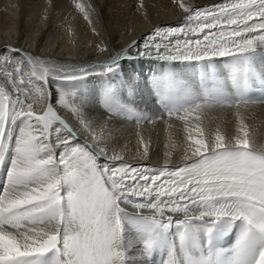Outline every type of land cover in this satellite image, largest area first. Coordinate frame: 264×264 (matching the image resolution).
<instances>
[{"label":"snow or ice","instance_id":"snow-or-ice-1","mask_svg":"<svg viewBox=\"0 0 264 264\" xmlns=\"http://www.w3.org/2000/svg\"><path fill=\"white\" fill-rule=\"evenodd\" d=\"M179 7L187 13L182 26L157 27L137 55L195 61L202 79L215 83L177 104L174 94L188 86L170 66L151 81L161 106L169 116L186 119L181 111L249 103L252 85H264V61L257 60L264 55V0H222L204 9L180 2ZM128 56L125 51L103 64L70 69L32 56L27 62L35 80L47 83L52 76L71 82L96 69L100 75L114 73ZM217 57L227 58L222 70ZM6 79L17 95L0 86V169L6 174L0 194V264H264V150L251 146L243 128V135L228 138L217 132L214 139L203 138L198 126L201 138L195 139L189 129L191 155L185 160L191 162L175 170H141L126 163L114 168L98 163L101 154L107 156L105 148L94 153L72 142L74 132L51 104L42 115L34 114L32 104L25 111L20 99L25 81L18 84L12 73ZM27 87L45 96L32 79ZM125 89L133 96L135 81L109 82L101 89L100 102L108 112L132 111L131 101L121 99ZM65 95L61 89L62 106L90 127L82 110L84 94H71L81 106H69ZM201 99L204 103L197 102ZM62 130L71 140L61 137ZM53 131L63 148L58 154L49 142ZM145 209L151 215L143 214ZM232 233L230 247L217 246Z\"/></svg>","mask_w":264,"mask_h":264},{"label":"bare ground","instance_id":"bare-ground-1","mask_svg":"<svg viewBox=\"0 0 264 264\" xmlns=\"http://www.w3.org/2000/svg\"><path fill=\"white\" fill-rule=\"evenodd\" d=\"M67 1L0 0V78L10 90L12 85L6 79V73H12L16 81L19 78L25 81L24 90L28 94H20L25 111L28 110L27 105L32 104L34 114L41 115V111H46L51 104L57 115L71 125L72 131L91 143L95 153L100 148L106 149L107 156L101 154L99 158L103 162L126 160L161 167L179 164L186 161V155H191L189 129L193 138H201L196 131L197 126L203 130L205 139H214L217 132L228 138L243 135L240 132L243 128L249 134L251 146L264 150V104L214 110L204 107L188 114H179L186 115V119H179L177 115H160L149 104L147 95H142L143 91L137 89L139 82L129 70L130 62L121 61L116 71L107 76L100 75L101 70L96 69L79 81H61L49 76L45 83L31 77L33 69L27 62V56L69 69L103 64L117 53L123 56L127 51L132 55L137 41L149 29L185 15L179 7L180 2L197 7L215 0ZM78 5L83 6V11ZM73 14H77L76 21L69 22ZM70 24L76 27L75 36L70 33ZM17 69H20L19 74L16 73ZM158 69L138 66L134 71L148 78ZM36 71H40L39 67ZM29 79L43 86V98L35 87H27ZM129 79L135 81V92H141L128 96L125 89L121 93L123 101H131L129 107L132 111L122 115L108 112L100 102L101 89L106 83L119 84ZM61 89L66 94L65 101L69 106H81V100L71 95L73 92L84 94L86 102L82 110L90 127L82 125L70 107L62 106ZM61 137L69 138L63 130ZM100 137H103L102 141ZM49 142L53 148L60 145L55 131L49 136ZM145 146L148 148L147 154L144 152Z\"/></svg>","mask_w":264,"mask_h":264},{"label":"rangeland","instance_id":"rangeland-1","mask_svg":"<svg viewBox=\"0 0 264 264\" xmlns=\"http://www.w3.org/2000/svg\"><path fill=\"white\" fill-rule=\"evenodd\" d=\"M67 2L70 3L71 1L68 0ZM82 7H83V6H82ZM82 13H83V12H82ZM70 16H71L72 18H69V22H70V20H71L72 22H73V21H76L75 16H77V14H73V15H70ZM67 19H68V16H67ZM72 22H71V23H72ZM71 25H72V24H70L69 27H71ZM73 25H74V24H73ZM74 26H75V25H74ZM75 28H76V27H75ZM75 28H73V27L70 28V33H71L73 36H75L74 34L76 33L75 30H74ZM71 29H73V30H71Z\"/></svg>","mask_w":264,"mask_h":264}]
</instances>
